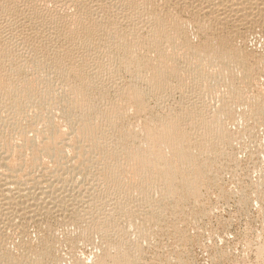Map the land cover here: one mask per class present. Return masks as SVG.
Wrapping results in <instances>:
<instances>
[{
	"label": "bare ground",
	"instance_id": "bare-ground-1",
	"mask_svg": "<svg viewBox=\"0 0 264 264\" xmlns=\"http://www.w3.org/2000/svg\"><path fill=\"white\" fill-rule=\"evenodd\" d=\"M262 28L264 0H0V261L59 264L23 234L64 210L102 237L94 264H137L161 212L216 177L236 105L264 117Z\"/></svg>",
	"mask_w": 264,
	"mask_h": 264
},
{
	"label": "rangeland",
	"instance_id": "rangeland-1",
	"mask_svg": "<svg viewBox=\"0 0 264 264\" xmlns=\"http://www.w3.org/2000/svg\"><path fill=\"white\" fill-rule=\"evenodd\" d=\"M190 29L191 42L196 45L201 38L193 31L192 27ZM256 31V34L253 32L247 38L246 44L249 45V49H247L251 50L248 59L250 63L257 60H262V62L260 61L259 73L249 89L251 92H249L262 98L264 97V93L262 94L264 92V28ZM236 42L239 45L240 40ZM152 54V56L157 55L156 52H152ZM151 103L153 104V100ZM240 104L236 105V108L239 109H236L235 120L228 121V128L232 135L234 134L235 140L232 136V144L227 146L229 148L224 160L220 159L214 165V169L212 168L216 177L209 179L198 189V196L196 193L195 197L190 196V199L189 197L183 199L184 203L181 201L179 208L174 209L177 213L171 210L170 206L167 208L168 211L167 209L160 211L163 216L162 222L155 225L156 229L152 225L150 233L148 232L150 236L147 234V237L139 239L140 245L138 244L137 249L139 247L140 250H136L137 253L134 252L136 257L141 253L138 256L140 261H136L140 263L137 264H264V255L260 250L261 246L264 248V117L254 121L253 117V119L250 118V114H246L249 113L246 112V105L242 106L241 102ZM242 122L244 123L242 124ZM246 128L249 129L246 130ZM57 212L55 211L52 215L43 212L44 215L42 213V217L39 215V219H36L40 220L39 222L27 220L28 223L26 222L25 225L27 232L25 231L23 234L30 241V243L27 242L34 248L40 249L42 242L46 239L52 240L49 252L52 254L53 261H57L59 264L96 263L105 252L106 245H104L102 237L95 233L89 238V241L84 237L83 239L79 235L81 231L75 223L74 213L69 211L67 213L64 210L56 214ZM163 213L165 214L163 215ZM156 214L158 215V213ZM47 226H51V228ZM133 230L135 231L134 228ZM9 231L7 233L14 234L15 238L13 237L14 242L7 243L8 247L11 246L14 253L18 254L17 242L19 239L17 240L16 237L19 236L14 231ZM7 233L6 236H8ZM133 236L136 237V235ZM52 247L55 248L53 251ZM0 264L5 263L0 261Z\"/></svg>",
	"mask_w": 264,
	"mask_h": 264
}]
</instances>
